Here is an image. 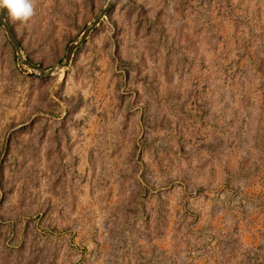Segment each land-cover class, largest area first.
Segmentation results:
<instances>
[{"label": "rangeland", "instance_id": "obj_1", "mask_svg": "<svg viewBox=\"0 0 264 264\" xmlns=\"http://www.w3.org/2000/svg\"><path fill=\"white\" fill-rule=\"evenodd\" d=\"M0 264H264V0L0 23Z\"/></svg>", "mask_w": 264, "mask_h": 264}, {"label": "water", "instance_id": "obj_2", "mask_svg": "<svg viewBox=\"0 0 264 264\" xmlns=\"http://www.w3.org/2000/svg\"><path fill=\"white\" fill-rule=\"evenodd\" d=\"M114 1L115 0H108L105 7L95 17L93 22L81 33L79 39L77 41L71 43L67 47L63 61L57 62L52 67L47 68V69H44L42 67V65H40L39 63H36V62H34V61L30 60L29 58L24 56V54L22 53L20 43L17 40V38L15 37L10 23L8 22V20L5 17L4 8H0V23L3 25L4 30L6 32V35H7L8 39L10 40V42L13 44L21 62L24 65H26L27 67L34 69V70H37L41 76H46V75H49L50 73L54 72L57 68L66 67L70 63L75 50L86 41V39L89 36V34L91 33V31L98 24V22L102 19V17L109 11V9L111 8Z\"/></svg>", "mask_w": 264, "mask_h": 264}, {"label": "clouds", "instance_id": "obj_3", "mask_svg": "<svg viewBox=\"0 0 264 264\" xmlns=\"http://www.w3.org/2000/svg\"><path fill=\"white\" fill-rule=\"evenodd\" d=\"M0 8L7 10L13 21L26 23L33 15L31 0H0Z\"/></svg>", "mask_w": 264, "mask_h": 264}]
</instances>
